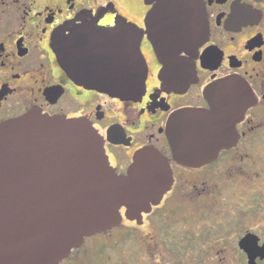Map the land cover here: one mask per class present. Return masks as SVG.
Masks as SVG:
<instances>
[{
	"label": "flooded vegetation",
	"instance_id": "1",
	"mask_svg": "<svg viewBox=\"0 0 264 264\" xmlns=\"http://www.w3.org/2000/svg\"><path fill=\"white\" fill-rule=\"evenodd\" d=\"M167 1L0 0V125L32 111L83 121L103 137L115 174L127 175L137 151L144 148L158 151L173 172L171 189L149 213L128 218L123 208L120 225L87 238L60 264H82L85 257L96 260L91 264H101L104 259L105 264H148L145 257L155 259L161 257L160 252L176 264H209V259L225 264L223 256L227 253L234 255V264H250L252 256L254 264H264V224L254 229L251 226L256 222L252 212L264 210V0H188L197 3L200 9L196 24L201 35L194 44L192 40L185 42L180 54L161 56L157 48L167 46L166 52L173 51L176 39L172 35L153 38L152 25L156 21L151 16ZM72 25H88L102 31L127 25L138 30L149 68L146 92L140 99L111 98L68 78L58 65L52 44L57 34ZM169 60L172 65L191 68L192 80L185 91L164 85L161 72ZM225 77L240 78L252 91L250 107L235 125L237 140L229 148L209 156L203 164H179L167 140L169 121L184 111L212 112L205 91ZM220 120L211 116L207 119L208 127ZM197 144L189 141L191 146ZM182 175L198 185L185 188ZM224 175L248 179L245 183L250 180L254 188L250 201L245 205L237 203L253 209L247 215L250 221L246 225L238 219L241 208L236 209L239 216L233 222H229L231 218L224 210L212 221L203 215L210 207L207 199L211 190L222 191V185L219 187L215 181H221ZM178 192L185 202L181 206L190 213L187 220L175 227L172 217L182 208L173 203ZM254 198H259L260 203H254ZM207 220L214 224L210 226ZM121 228L129 229L123 240L137 248L134 254L138 263H132L133 255L124 250L125 245L118 248L120 242L114 246L107 241L108 245L101 246L99 252L85 256L87 251L83 250L88 248L89 241L110 239ZM135 231L139 236H134ZM145 241L152 242L151 250L148 243L144 246ZM246 246L250 254L245 251ZM114 249L123 252L116 255Z\"/></svg>",
	"mask_w": 264,
	"mask_h": 264
},
{
	"label": "water",
	"instance_id": "2",
	"mask_svg": "<svg viewBox=\"0 0 264 264\" xmlns=\"http://www.w3.org/2000/svg\"><path fill=\"white\" fill-rule=\"evenodd\" d=\"M199 12L188 0H169L154 11L151 36L176 39L173 51L157 48L161 56L180 54L185 42L195 43L201 35ZM141 36L127 25L113 31L72 25L54 37L52 50L77 85L136 101L146 92L149 73ZM161 79L167 88L185 91L191 68L169 60ZM205 96L212 112H181L166 129L174 159L184 166L203 164L233 145L235 125L250 107L252 91L240 78L225 77L209 85ZM211 116L222 120L210 128ZM191 140L199 144L191 146ZM115 173L104 139L83 121L32 111L0 125V264H60L87 238L120 225L123 208L136 219L173 185L169 162L153 148L137 151L127 175Z\"/></svg>",
	"mask_w": 264,
	"mask_h": 264
},
{
	"label": "rangeland",
	"instance_id": "3",
	"mask_svg": "<svg viewBox=\"0 0 264 264\" xmlns=\"http://www.w3.org/2000/svg\"><path fill=\"white\" fill-rule=\"evenodd\" d=\"M237 177H238V175H224L223 179L221 181H215V183L218 184L219 187L222 185V191H218L219 188H214L213 191L211 190V195L207 199V203L210 205V207L205 209V210H207L206 212H203V215H206L207 219H209L211 221L212 220H216V216L218 218L221 216L220 215L221 213H219V211L222 212L224 210V211H226L228 216L231 218L229 220V222L235 221L234 219H236L239 216V213H240V217H238V219L240 221H242V223L245 224V225L249 223L250 215L249 216H247V215L253 209L251 207H249V206H246V207L245 206H238L237 203H240L241 205H243V204L245 205L247 203V201H250L252 199V195L255 193V191H254L253 186H251L250 180L247 183H245L248 179H243V178L239 179V177L238 178ZM180 179L182 181H184L183 185H184L185 188L191 189L194 186L198 185V182H194L193 183L192 181H190V179H188V177L186 175H182L180 177ZM187 184H190V185L187 187ZM181 194L182 193H180V192L177 193V196L175 197V200H174L173 203H177V205H179V206H181V205L184 206L183 203H185V202H182L183 198L181 197ZM253 201L256 204L260 203L259 198H254ZM189 209H192V208L189 207ZM236 209L237 210L240 209L238 214H237ZM189 213H190V210L188 211L185 207H182L180 209V212L177 211L176 215H174L172 217L173 219H175V221H174L175 227H178L180 223H182L183 221L187 220L189 218L188 217ZM213 213H219V214L212 215ZM202 217L203 216H201L200 219H202ZM251 217L256 218V220H255L256 222H253L251 224L253 229L257 225L264 224V223H262V222H264V210H263V212L260 211V212H256V213H255V211H253L252 214H251ZM208 224L210 226H212L214 223L213 222H209ZM235 224H237V223H235ZM202 225L204 226L205 223H202ZM185 226H183V227H185ZM242 228H244V227H242ZM175 229L180 231V230H182L184 228H182L180 230L177 229V228H175ZM203 230H205V229H203ZM127 231H129V229L121 228V229L117 230L116 232H113L111 234L110 239H107V240H104V239H102V240L101 239L91 240V241H89L88 248L84 249L83 253H86V251H87L85 256L86 255L95 254L96 251H98V252L100 251V247L101 246H103L104 244H107V241H108V244L114 243V246H116V244H117L116 242H118V243L120 242V246L121 245H125V246H123L125 248L124 250L127 253H129V255L130 254L133 255V256H130V257H132V259H131L132 263H133V261H135V263H138L137 259H135V254H134V251L137 248L133 247L132 244H126L125 241L123 240V237L125 236ZM135 235H138V233L136 231L134 232V236ZM153 237H155V233L153 234ZM122 240H123V243H121ZM103 242H105V243H103ZM231 242H233V241H231ZM146 243H148L147 247L151 250L152 242L151 241L150 242L145 241V245L144 246H146ZM120 246L118 248H123L122 246L121 247ZM93 248H95V250H92ZM143 250L144 249H141V251H143ZM146 251H147V249H146ZM119 252H123V250L122 249H114L113 250V253H116V255ZM160 254H161V257H157L155 259H154L153 256H151L150 258L145 257L146 258V262L148 264H176L173 261L174 259L169 258L165 254H164L165 255V257H164V255H162V252H160ZM93 256H95V255H93ZM136 256L139 257V255H136ZM223 257H224L225 264H234L235 257H234L233 254H228L227 253ZM85 258H86V260L84 262H82V264H91V263H94L96 261V260H93V259L88 258V257H85ZM114 260H116V258H114ZM114 260H113V262H114ZM105 261H106V259H104L101 264H105ZM215 262H217L216 259H214V260L213 259H209V264H216Z\"/></svg>",
	"mask_w": 264,
	"mask_h": 264
}]
</instances>
